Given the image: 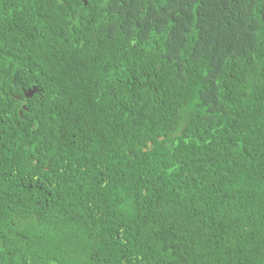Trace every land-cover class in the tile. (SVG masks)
<instances>
[{
    "label": "trees",
    "instance_id": "16d2710c",
    "mask_svg": "<svg viewBox=\"0 0 264 264\" xmlns=\"http://www.w3.org/2000/svg\"><path fill=\"white\" fill-rule=\"evenodd\" d=\"M0 264H264V0H0Z\"/></svg>",
    "mask_w": 264,
    "mask_h": 264
}]
</instances>
